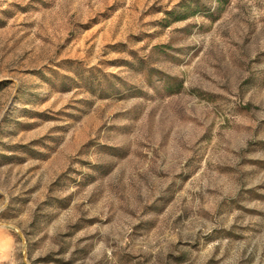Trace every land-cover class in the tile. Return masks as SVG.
Instances as JSON below:
<instances>
[{
	"label": "rangeland",
	"instance_id": "rangeland-1",
	"mask_svg": "<svg viewBox=\"0 0 264 264\" xmlns=\"http://www.w3.org/2000/svg\"><path fill=\"white\" fill-rule=\"evenodd\" d=\"M0 264H264V0H0Z\"/></svg>",
	"mask_w": 264,
	"mask_h": 264
},
{
	"label": "trees",
	"instance_id": "trees-1",
	"mask_svg": "<svg viewBox=\"0 0 264 264\" xmlns=\"http://www.w3.org/2000/svg\"><path fill=\"white\" fill-rule=\"evenodd\" d=\"M223 1H227V0H223Z\"/></svg>",
	"mask_w": 264,
	"mask_h": 264
}]
</instances>
